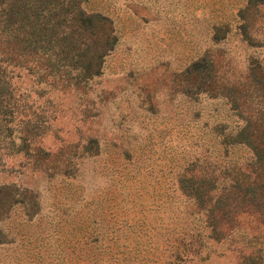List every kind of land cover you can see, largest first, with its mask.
Wrapping results in <instances>:
<instances>
[{"label":"rangeland","instance_id":"rangeland-1","mask_svg":"<svg viewBox=\"0 0 264 264\" xmlns=\"http://www.w3.org/2000/svg\"><path fill=\"white\" fill-rule=\"evenodd\" d=\"M59 2L81 54L73 3L115 41L1 118L0 264H264V0Z\"/></svg>","mask_w":264,"mask_h":264},{"label":"trees","instance_id":"trees-1","mask_svg":"<svg viewBox=\"0 0 264 264\" xmlns=\"http://www.w3.org/2000/svg\"><path fill=\"white\" fill-rule=\"evenodd\" d=\"M59 1L61 0L0 1V124L2 117L13 114L18 105H16L17 98H24L25 94H44L49 85L51 87L57 85L63 72L64 65H60L59 61L64 52L70 55V62L66 67H70L71 72L83 70L84 77L90 78L97 74L102 59L112 49L109 45L113 44L115 37L113 30L108 26V20L94 15L85 17L81 11H77L75 3L71 7V23L82 33H85L86 27L90 29V36L100 47L81 54L77 39L74 34H71L73 32L65 34L61 30L53 31L55 28L49 29L51 25L46 21L47 18L44 20V14L51 10H58V5L61 4ZM93 19L102 21V31L92 30ZM54 25H58V22H54ZM79 34L82 35L81 32ZM32 54L37 55L40 64L37 65V71L33 73L30 64ZM46 57H49L48 60L52 62V65L41 62ZM79 59L84 60L85 66L82 62L79 63ZM31 78H34V81H31ZM18 81L20 84L24 81L34 83L37 90L32 92L29 88L22 89ZM257 133L260 138L263 137L264 129ZM236 136L238 137L236 144L241 143L247 146L251 149L253 157L258 160L260 151L264 150V141H259L255 131L241 128ZM257 162L254 164L258 166ZM261 171L264 174V164ZM261 178V176H255L250 184L256 183ZM225 179L228 178L225 177ZM260 198L264 199L262 196ZM211 229L214 231L213 228Z\"/></svg>","mask_w":264,"mask_h":264}]
</instances>
